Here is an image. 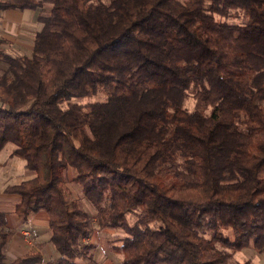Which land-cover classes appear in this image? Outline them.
<instances>
[{
    "label": "trees",
    "instance_id": "trees-1",
    "mask_svg": "<svg viewBox=\"0 0 264 264\" xmlns=\"http://www.w3.org/2000/svg\"><path fill=\"white\" fill-rule=\"evenodd\" d=\"M26 8L42 26L30 55L0 50V151L35 173L6 191L17 217L47 212L58 264L92 256L68 167L100 227L124 233L120 264L264 252V0H0ZM9 238L0 264L39 263L5 262Z\"/></svg>",
    "mask_w": 264,
    "mask_h": 264
},
{
    "label": "crops",
    "instance_id": "crops-1",
    "mask_svg": "<svg viewBox=\"0 0 264 264\" xmlns=\"http://www.w3.org/2000/svg\"><path fill=\"white\" fill-rule=\"evenodd\" d=\"M40 12V8L0 11V40L4 41L0 44V50L12 56L30 55L35 34L41 28V24L38 21ZM12 158V156H8V158L0 156V234L10 233L4 253L5 262H11L26 254H37L40 257L38 264H58L60 255L50 240L51 232L48 227L49 217L47 212L44 210L32 212L26 219H21L14 213L15 205L20 201V196L16 193L7 192L6 189L22 180H18L19 182L17 183L12 182L17 179L16 177H20L19 174L15 173L9 176L5 171L7 160L12 161ZM23 165L26 168L25 160ZM34 175L35 173L31 171L28 177L32 178ZM75 176L76 170L68 167L66 170L67 185L69 181L73 182ZM77 187L81 197L77 196L74 198H81L83 207L91 214L92 211L90 210L92 209H87L88 204L83 202L81 189H79V186ZM25 232H28V234L25 235ZM113 233L116 234L113 228L103 227L98 229L94 225V230L90 236L83 240V245L89 246L88 251L92 255L91 259L77 258L75 260L77 264H88L95 260L94 258H99L100 264H120V256L118 254L112 251L109 252L111 256H115L114 262L110 254H108L109 258L107 259L104 258V254L99 253V249L102 248L104 243L108 244L107 247H109L110 239L108 236ZM95 253H97L96 257L94 256ZM251 256L254 259V264H264V253L262 255L259 254V256L254 254Z\"/></svg>",
    "mask_w": 264,
    "mask_h": 264
},
{
    "label": "rangeland",
    "instance_id": "rangeland-1",
    "mask_svg": "<svg viewBox=\"0 0 264 264\" xmlns=\"http://www.w3.org/2000/svg\"><path fill=\"white\" fill-rule=\"evenodd\" d=\"M44 9L45 10H48L49 9V4H44ZM229 21L231 22H237V23H240L243 21V18H230ZM40 23V22H39ZM41 24V23H40ZM42 26V25H41ZM7 68V64L5 62H3L1 59H0V70H5ZM105 93L103 91H100L98 92L97 94L93 95V96H84V97H79V98H72L71 101L72 102H75V103H79V104H84V103H87V102H93V101H102L105 99ZM187 106L188 107H192L194 105L192 99H188L187 100ZM15 148V145L12 144V143H7L5 145V147L0 151V156L3 157V158H8V156H12L10 155V153L12 152V150ZM12 161H10L9 159L7 160V163H6V168H5V171L8 173L9 176L11 175H14L15 173L19 174L20 177H16L17 179H14L12 182L14 183H17L19 182L18 180H24V179H27L29 178V173L31 172L29 169L27 168H24V160L20 157H17V156H12ZM23 165V166H22ZM19 178V179H18ZM76 184V183H75ZM72 181H69L68 183V187L70 188V196L71 198H74V197H77V196H80L81 197V194L78 190V185L76 186ZM80 189V188H79ZM84 201L83 202H86L88 205H87V209H92L90 211L91 212V217H92V220L94 218H96L95 216V210L90 207V204L84 199L82 198ZM127 218H128V221L129 222H132L134 220V216L133 215H127ZM93 224L96 225V228L98 229H102L100 227V225L98 224V222H96L95 220H93ZM114 231L116 232V234H110L108 237L110 239V244H109V247L112 246L113 243L115 244H119L121 242V239L124 237V233H122V230L120 229H114ZM226 232V231H225ZM227 234L229 235V237L232 239L233 238V235H232V232L231 230H227ZM111 236V237H110ZM111 245V246H110ZM108 244L104 243L102 248H100L99 250V253L101 254H104V258H109L108 257V254H110L109 252L111 251L109 247H107ZM227 251H230V249H226ZM262 253L264 252H258L257 250H255L252 246H248V247H245L241 250H238V251H235L231 258L224 264H237L239 262H243L245 260H250L253 262L254 264V259L251 255H257L259 256V254L262 255ZM94 256L96 257L97 256V253L94 254ZM111 256V254H110ZM113 257V261L115 259V256H111ZM95 260H92V262L88 263V264H100L99 263V258H94ZM111 259V258H110ZM84 262V260H83ZM115 262V261H114Z\"/></svg>",
    "mask_w": 264,
    "mask_h": 264
},
{
    "label": "built area",
    "instance_id": "built-area-1",
    "mask_svg": "<svg viewBox=\"0 0 264 264\" xmlns=\"http://www.w3.org/2000/svg\"><path fill=\"white\" fill-rule=\"evenodd\" d=\"M28 234V232H25V235H27Z\"/></svg>",
    "mask_w": 264,
    "mask_h": 264
}]
</instances>
